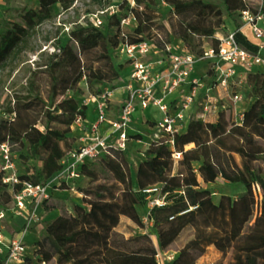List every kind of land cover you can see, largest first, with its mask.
Listing matches in <instances>:
<instances>
[{
    "label": "trees",
    "instance_id": "16d2710c",
    "mask_svg": "<svg viewBox=\"0 0 264 264\" xmlns=\"http://www.w3.org/2000/svg\"><path fill=\"white\" fill-rule=\"evenodd\" d=\"M37 1L36 10L24 11L23 25L7 21L1 26L0 68L32 29L54 17L53 8L57 4L62 11H67L75 2ZM165 1L175 10L178 30L187 28L200 36H212L216 32L221 12L214 4L204 0ZM222 2L231 12L248 8L254 13L258 11V7L252 10L245 0ZM123 5L126 9L122 13ZM118 7L122 15L132 13L136 20V27L128 33L129 41L146 39L144 35L150 33L153 19L148 11L149 4L134 0L131 7L124 0ZM115 22L117 25L116 19ZM104 27L101 29L92 23L75 25L70 39L65 44L58 43L59 52L49 55L42 64L44 68L39 74L44 77L38 78L37 87H28L25 95L16 96L14 105L4 109L0 117V143L8 142L18 159L41 162L32 174L21 175V179L32 183L51 179L60 170L59 161L69 149L67 136L73 138L72 125L79 116L85 117V106L79 109L74 101L68 105V99H61L50 109L47 98L51 94L63 97L82 79L88 84L108 87L114 86L111 82L120 77L109 55L117 43L116 38L108 40ZM234 36L246 50H258L239 31H235ZM150 39L160 47L169 42L157 32ZM246 84L251 88L253 102L242 112L240 123L232 119L229 111L222 109L213 121L191 119L185 130L174 136L173 147L150 143L136 170L138 190L129 188L119 162L123 153L112 152L102 157L113 181L85 190L82 201L86 207L75 205L73 212L59 208L58 216L47 223L45 236L36 244L34 256L39 262L159 264L151 237L148 234L133 235L129 228H143L137 208L147 200L148 194L143 190L160 184L166 203L148 209L151 231L157 236L161 250H177L178 257H174L172 264H197V259L210 245L229 233L232 197L221 195L218 202H214L211 191L202 186V183L222 179L241 185L244 189L237 197H248L259 212L245 231L229 244L228 252L223 255L224 263L220 264H264V71L249 72ZM57 110L60 113H55ZM45 121L56 123V126H45L42 130L40 126L44 127ZM187 145L192 147L186 149ZM173 153H180V158L175 161ZM81 172L96 180L95 173L86 167L82 166ZM0 192L11 200L1 181ZM121 218L130 221L126 223L127 230L116 229ZM187 229L192 231L191 236L178 245L179 237ZM182 255H188L192 260L185 263L180 260ZM5 260L6 257H0V264Z\"/></svg>",
    "mask_w": 264,
    "mask_h": 264
},
{
    "label": "built area",
    "instance_id": "2783aa9c",
    "mask_svg": "<svg viewBox=\"0 0 264 264\" xmlns=\"http://www.w3.org/2000/svg\"><path fill=\"white\" fill-rule=\"evenodd\" d=\"M126 1L134 6V0ZM259 1L256 13L248 8L239 11V14L242 21L250 26L253 36L261 40L263 31L257 24L264 18V0ZM105 15L107 22L103 20ZM111 18L117 21V43L112 51L122 58L123 67L128 68L126 77L120 88L108 86L104 93L97 96L96 118L86 126L76 146L68 149L60 159V170L41 183L21 179L17 155L10 150L8 142L0 143V181L11 197L15 213L24 216L25 226L39 220L34 207L50 198L54 180L78 177L86 161L112 152L124 153L133 141L146 146L160 143L173 147L174 136L184 131L191 119L212 120L220 110L234 109L242 99V86L246 84L247 74L257 67H264V55L261 53L264 46L258 44L256 52L246 50L237 43L234 32L216 31L210 36L213 43L200 52H194L189 47L175 46L171 42L161 47L151 39L130 42L129 28L136 24V20L132 13L122 15L118 6L109 5L99 10L93 16L92 24L103 29ZM199 63H203L201 69H197ZM216 87L229 92L230 106L218 108L213 99ZM117 94L120 105L116 115L110 118V106ZM149 109L156 110L160 116H153ZM137 111L142 124L140 129L133 127ZM82 121L79 116L75 122ZM106 122L107 125L102 127ZM179 158L180 153H173L175 161ZM143 192L148 194V207L166 203L160 184L147 187ZM4 216L5 211L0 209V219ZM142 222L152 228L148 214L142 217ZM148 227H145L146 234H150ZM22 232L14 236H5L0 232V254L5 253L7 262L24 254ZM156 259L159 264H167L174 260V254L157 249Z\"/></svg>",
    "mask_w": 264,
    "mask_h": 264
},
{
    "label": "rangeland",
    "instance_id": "374dc122",
    "mask_svg": "<svg viewBox=\"0 0 264 264\" xmlns=\"http://www.w3.org/2000/svg\"><path fill=\"white\" fill-rule=\"evenodd\" d=\"M123 1L124 0H75L72 7L67 11H62L61 6L57 4L53 8L54 17L32 29L28 38L0 68V117L3 115V111L6 107L14 105L16 96L25 95L28 87H37L39 83L38 78L44 77L43 74H39V71L44 68L42 64L45 63L49 55L59 52L57 50L58 43L65 44L70 39L69 35L75 25L92 23L93 16L97 14L99 10L105 9L109 5L118 6ZM142 1L149 4L148 11L153 17L151 21V31L150 33H146L144 38L150 39L152 34L154 35V33L157 32L167 38L172 44L184 45L194 52H200L203 47L213 43V39L210 36H200L187 28L178 30L175 10L173 6L165 0ZM204 1L214 4L221 12L220 24L216 31L222 33L235 31L239 23L242 22L239 11H228L222 0ZM245 1L252 10L260 4L259 0ZM38 5L37 0H0V28L7 21L23 25L22 15L24 11L26 9L36 10ZM125 9L126 7L123 5L122 13L125 12ZM103 20L107 22V15L103 17ZM110 20L111 22L108 24V27H104V31L106 32L108 40L110 39L113 41L117 25L114 18ZM135 27L136 24H132L129 28L130 31ZM109 55L113 66L119 71L120 75L121 65H123L121 63L123 61L122 58L116 56L113 51H109ZM202 66L203 63H199L197 69H201ZM120 79L121 75L118 79L112 81L111 84L116 86L120 82ZM44 82L45 81H42V83ZM106 88L107 86L96 83L88 84L85 79H82L76 88L67 91L63 97L61 95L51 94L47 98V106L53 109L61 99H68L70 101L67 103L68 105L72 103L71 101H74L80 109L82 106H86L89 101H95L97 96L104 93ZM242 90L245 97L250 96L251 88L248 84L243 85ZM148 111L151 112L153 116H160L154 109H149ZM55 113H60V111L57 110ZM138 114L139 111L135 113V117H137ZM230 115L235 121L237 115L233 112H231ZM137 125L138 121L135 122V126ZM45 126L55 127L56 123H48L45 121L44 127L40 126V129L44 130ZM142 131L147 133L145 130ZM67 137L68 148L70 149L76 146L75 140L69 135ZM190 147H192V145H187L185 148L188 149ZM146 148L141 147L140 144L138 145L133 141L130 143L128 150L119 156V162L125 172L128 185L131 184V169L135 167L140 159H144L141 152ZM103 160V158H98L93 161L88 160L83 166L95 173L96 180L86 176L82 172L78 177H63L60 180H54L50 198L40 204L43 209L47 211V209L53 208L59 212L60 207H65L69 212H73L75 205L86 207L82 201L85 190L99 183H111L113 181V176L104 166ZM17 164L19 168L18 171L21 175H30L35 168L41 166V162L34 159H18ZM207 188L211 191L214 202H218L221 195H230L233 199L230 211L229 233L210 245L206 252L196 261L197 264H220L224 263L223 255L228 252L229 244L241 235L247 226L253 222L259 209L257 210V208L251 204L248 197H237V194L244 189L239 184H230L219 179L214 183L207 184ZM256 199L259 200L260 196H256ZM77 201L80 204H76ZM147 201L148 199L144 204L137 207L141 217L148 214ZM0 208H4L3 210L5 211V216L0 219V232L5 236H14L17 232L23 231L22 238L25 243L24 254L8 262L5 260L3 264H44L39 262L38 258L34 256V251L36 250L37 242L45 236V227L51 220V217L41 213V216H38L39 220L37 222L25 226L24 216L15 213L12 200H7L1 192ZM145 227H148L147 223H143V228ZM128 228L129 226L126 223H121L116 229L122 231ZM129 230L130 232H134L133 230L135 229L129 228ZM147 232L150 234L154 233L149 227ZM137 233H140L138 229H136L135 235H137ZM191 234V230H184L177 244H182ZM4 255L5 253H2L0 257H4ZM176 257H178V254ZM180 260L187 263L192 259L188 255H182L180 256Z\"/></svg>",
    "mask_w": 264,
    "mask_h": 264
},
{
    "label": "crops",
    "instance_id": "0c3cea01",
    "mask_svg": "<svg viewBox=\"0 0 264 264\" xmlns=\"http://www.w3.org/2000/svg\"><path fill=\"white\" fill-rule=\"evenodd\" d=\"M263 13H264V3H263ZM241 19V17H240ZM242 21V19H241ZM258 27L263 31V38L261 40L256 39L253 36V33L251 31L250 26L245 23L244 21L239 23V26H237V28L235 29V31H239L241 33L242 36L245 37V39H247L249 41V43L258 46V44H262L264 46V18H262L261 20L258 21ZM235 31H230V32H235ZM175 46H181V45H176ZM261 53L264 55V47L261 51ZM256 70H260V71H264V67H257ZM128 71L127 67H122L120 70V75H121V79L120 82L116 85L118 88L120 87V85L123 83L124 78L126 77V73ZM203 71V70H202ZM200 72V74H202L203 72ZM213 99L214 101L217 102V106L218 108L223 107V106H230L231 105V99H230V94L228 91H226L225 89H222L220 87H216L213 91ZM253 102V98H251L250 96L245 97L244 94H242V99L241 101H239L234 109H227V111H229L230 113L233 112L234 114L237 115V118L235 119V122L240 123L241 122V118H242V112L245 111L246 109H248V107L251 105V103ZM120 105V98H119V94H117L114 97V101L112 102L111 106H110V111H109V117L112 118L116 115V112L119 108ZM86 109H85V117L83 118V121L80 123H74L71 127L72 130V136L75 140V144H77V140L78 138L82 137L85 133V129L86 126L93 122L96 118V102L95 101H89L86 104ZM217 116H214V118H212L211 121L215 120ZM139 116L136 117V120L134 121L133 127H135V129H140V127H142V124H140V119H138ZM138 121V125L135 126V122ZM107 122L105 124L102 125V127L106 126ZM138 144V143H137ZM139 145V144H138ZM141 147H145V144H140ZM144 150V149H143ZM125 153V152H124ZM141 155L143 156V152H141ZM142 159L139 160L138 163H136L135 167H133V169H131V184L129 185V188L132 190H138V186L136 183V170L138 167V164L140 163ZM210 184V183H208ZM202 186L207 188V184L202 183ZM76 204H80L78 201ZM148 205V204H147ZM150 207H148L149 209ZM34 212L36 213V215H38L39 217L41 216V213H43L45 216H49L51 217V220H53L55 217L58 216L59 212L56 209H47L44 210L43 207L41 205L34 207ZM71 212V211H70ZM50 220V221H51ZM121 223H130V221L126 218H121L120 220ZM135 230H133L134 232H132L131 234L135 235L136 229H138L140 231V233L138 234H146V229L145 228H134ZM127 235V234H125ZM151 237V240L153 242V244L155 245L156 249H160L159 245H158V240H157V236L155 235V233L153 234H148ZM168 252H171L174 254V257L178 254L177 250H170ZM167 264H172V262H168Z\"/></svg>",
    "mask_w": 264,
    "mask_h": 264
}]
</instances>
